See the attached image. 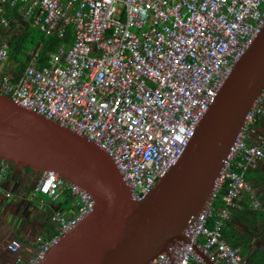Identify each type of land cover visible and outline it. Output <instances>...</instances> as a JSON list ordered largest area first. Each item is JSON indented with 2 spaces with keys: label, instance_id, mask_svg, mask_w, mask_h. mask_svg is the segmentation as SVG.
I'll list each match as a JSON object with an SVG mask.
<instances>
[{
  "label": "built area",
  "instance_id": "2783aa9c",
  "mask_svg": "<svg viewBox=\"0 0 264 264\" xmlns=\"http://www.w3.org/2000/svg\"><path fill=\"white\" fill-rule=\"evenodd\" d=\"M18 9L45 34L73 42L60 45L48 64L38 65V48L27 50L22 70L0 42V91L104 149L115 161L135 199H143L174 165L195 134L236 61L264 27V0H0V24L8 27ZM264 89L224 160L212 201L186 230L219 264H247L223 227L249 194L260 207L246 175L264 161ZM2 179L9 162L2 160ZM65 198L67 216L55 211L57 232L23 264L44 252L95 207L82 186L46 170L35 194ZM222 195L223 204L214 201ZM217 213L212 225L209 220ZM201 241V242H200ZM22 243H7L19 252ZM206 264L191 243L171 246L152 264Z\"/></svg>",
  "mask_w": 264,
  "mask_h": 264
},
{
  "label": "water",
  "instance_id": "95a60500",
  "mask_svg": "<svg viewBox=\"0 0 264 264\" xmlns=\"http://www.w3.org/2000/svg\"><path fill=\"white\" fill-rule=\"evenodd\" d=\"M264 89V27L236 61L186 149L143 198L94 141L0 91V159L36 172L54 170L86 189L94 209L63 233L37 264H152L212 201L224 160Z\"/></svg>",
  "mask_w": 264,
  "mask_h": 264
},
{
  "label": "crops",
  "instance_id": "0c3cea01",
  "mask_svg": "<svg viewBox=\"0 0 264 264\" xmlns=\"http://www.w3.org/2000/svg\"><path fill=\"white\" fill-rule=\"evenodd\" d=\"M8 16L11 17L10 14ZM17 20H19L18 22L29 21L21 11L17 16ZM7 30L8 27L0 24V42L6 41L5 33ZM68 46L64 45V47ZM260 129L264 130V124H261ZM2 165V160H0V192L8 197L14 196V201L8 204L9 202L5 200V197L0 198V219L4 217L21 218V223L0 222V249L9 252L7 243L13 238H19L22 246L19 252L13 253L11 251L14 255L10 259L7 258L6 260L4 255H2L0 264H23L38 249V244H40V242H37L39 241V236L50 238L54 235L57 225L53 221V223L51 221L47 222L41 215V211L45 209L46 202L58 199H53L47 194H35L41 172L30 171L22 166L9 165L8 171L2 179ZM250 172H257L251 181H253L252 189L260 202V207L257 209L252 207V199L243 198L241 207L234 211L232 219L227 223L226 230L231 235L232 240L238 243L235 246L241 248L242 254L247 261L256 260L258 264H261V261L264 260V216H261L259 212L264 213V161L259 170ZM258 172H261V174L258 175ZM29 181L33 183L32 186L28 187ZM61 208L56 211H61L63 214L70 216L75 212L76 205L72 201L62 198ZM32 217L38 219L35 224L37 228L34 231L35 233H33L31 225L26 222ZM193 264L200 263L196 262Z\"/></svg>",
  "mask_w": 264,
  "mask_h": 264
},
{
  "label": "trees",
  "instance_id": "16d2710c",
  "mask_svg": "<svg viewBox=\"0 0 264 264\" xmlns=\"http://www.w3.org/2000/svg\"><path fill=\"white\" fill-rule=\"evenodd\" d=\"M13 13L14 14H12L11 18H10L11 23L13 21L16 22L17 16L19 15L20 11L18 9H16L13 11ZM20 29H22V31L20 33H18V34L15 33L9 39V59L16 62V66L19 69V71L24 68L25 63H26V59H28L27 50H30L34 46H37V48H38V65L42 66V65L49 63L51 53L56 51L60 45L64 44L65 46H68V45H71V43L73 42L72 25H68L66 27V32H65L64 36H62V37L58 36L57 33L45 34L39 28L33 26L29 21H25V20H24V26H20ZM0 160H2V159H0ZM9 165L17 166L14 163H9ZM261 165H262V163L258 166V168L256 170H259ZM25 168L27 170L33 171L30 167H25ZM251 173L252 172H249L246 175V178L250 183H251V179L256 176L254 174L251 175ZM243 198H246L247 200L251 199L249 194H246ZM222 204H223L222 195H219L217 197V199L214 201V205L216 208H218ZM259 213L261 216H264V213H261V212H259ZM216 214L217 213L214 212V216L211 217V219L209 220V225H212ZM230 220H228V222ZM226 227L227 226L223 227V233L225 234L227 241L233 246L237 245L238 243L233 241L231 238V235L228 234ZM56 232L57 231L54 230V234H56ZM263 262H264V260L261 261V264ZM193 263H196V262H192L191 264H193ZM246 263L247 264H258L256 262V260L255 261L254 260L253 261L252 260L251 261L246 260Z\"/></svg>",
  "mask_w": 264,
  "mask_h": 264
},
{
  "label": "rangeland",
  "instance_id": "374dc122",
  "mask_svg": "<svg viewBox=\"0 0 264 264\" xmlns=\"http://www.w3.org/2000/svg\"><path fill=\"white\" fill-rule=\"evenodd\" d=\"M19 20H17L16 22H12L10 21V24L8 26V30L7 32L5 33L6 34V37H5V40L9 43V39L12 37V35H14L15 33L18 34L22 31V29H20V26H24V22H18ZM14 23H17V24H14ZM254 175H256L257 172H252ZM261 172H258V175H260ZM30 183V181H29ZM27 184L28 187L29 186H32V183L31 182L30 184ZM251 186L253 185V181H251ZM41 194H44V193H39V195ZM5 197L6 201L9 202L8 204H11L13 201H14V196H6V195H3L1 192H0V198H3ZM1 202V200H0ZM61 202H62V198L58 199V200H50L48 202H46L47 204H45V209H43L41 211V215L44 217V219L47 220V222L51 221L52 222V215L53 213L57 210V209H62L61 208ZM7 204V203H6ZM11 209H13V207H11ZM18 222V223H21V218L17 219V218H14V217H4V218H1L0 219V222ZM38 219L35 218V217H32V218H29L28 220H26V222L28 224L31 225V228L33 230V233H35L34 231L37 230V228L35 227V224L37 223ZM53 223V222H52ZM36 239V237H35ZM38 240V239H37ZM38 243L40 241H37ZM40 244H38L39 246ZM14 253V252H13ZM10 250L9 252L8 251H3L2 249H0V257L2 258V255H4V259L7 260L10 259L11 257H13V254ZM5 260V261H6Z\"/></svg>",
  "mask_w": 264,
  "mask_h": 264
},
{
  "label": "bare ground",
  "instance_id": "6f19581e",
  "mask_svg": "<svg viewBox=\"0 0 264 264\" xmlns=\"http://www.w3.org/2000/svg\"><path fill=\"white\" fill-rule=\"evenodd\" d=\"M55 235V234H54ZM39 237H42V238H45V237H43V236H39ZM39 237H38V239H39ZM46 239V238H45ZM40 241V240H39Z\"/></svg>",
  "mask_w": 264,
  "mask_h": 264
},
{
  "label": "flooded vegetation",
  "instance_id": "af4514ba",
  "mask_svg": "<svg viewBox=\"0 0 264 264\" xmlns=\"http://www.w3.org/2000/svg\"><path fill=\"white\" fill-rule=\"evenodd\" d=\"M42 173V172H41Z\"/></svg>",
  "mask_w": 264,
  "mask_h": 264
}]
</instances>
